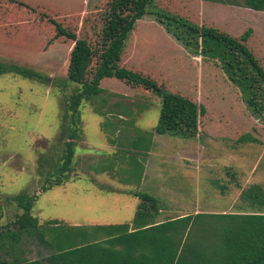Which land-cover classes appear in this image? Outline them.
<instances>
[{
    "label": "rangeland",
    "instance_id": "rangeland-1",
    "mask_svg": "<svg viewBox=\"0 0 264 264\" xmlns=\"http://www.w3.org/2000/svg\"><path fill=\"white\" fill-rule=\"evenodd\" d=\"M105 1L29 0V8L6 1L7 9L0 5V17L13 15L10 25L0 26V60L48 78L0 75V264L43 258L54 250L37 231L20 229L16 223L24 210L14 196L23 191L37 195L33 214L49 238L50 219L64 227H88L91 233L97 225L131 222L133 228L141 201L134 194L137 190L159 199L162 209L155 220L162 221L190 209L251 210L244 193L254 183L264 185L263 117L248 108L221 65L179 38V31L168 20L161 22L156 9L233 36L253 28L248 45L263 66L264 11H255L242 0H155L137 22L121 65L204 105L199 135L158 134L161 96L105 78L103 91L81 107L83 136L68 181L41 189L45 175L54 172L63 155L64 104L76 87L67 79L73 42L55 39L50 19L83 30L82 23L97 15Z\"/></svg>",
    "mask_w": 264,
    "mask_h": 264
},
{
    "label": "trees",
    "instance_id": "trees-1",
    "mask_svg": "<svg viewBox=\"0 0 264 264\" xmlns=\"http://www.w3.org/2000/svg\"><path fill=\"white\" fill-rule=\"evenodd\" d=\"M6 1L31 7L29 0H0L5 9ZM154 1L106 0L98 8L97 15L82 23L81 27L85 25L83 30H73L57 19H50L55 26L54 38L64 37L73 42L67 62V79L76 87L64 104L60 135L64 143L63 155L54 172L45 175L42 190L68 181L83 136L81 107L85 100L103 91L101 83L105 78L141 86L161 96V114L155 126L158 134L174 133L191 138L199 135L200 118L206 112L204 105L168 89L149 75L121 65L137 22L149 13ZM242 1L255 11H264V0ZM15 13L21 15L17 10ZM156 13L161 22L168 20L174 25L179 38L196 49L200 48L203 55L215 59L230 81L241 90L248 108L264 119V66L248 45L253 28H248L240 36H233L215 26L200 25L162 8L156 9ZM17 15L18 19L20 16ZM12 18L13 15L0 17V26L10 25ZM40 36V33L36 34L39 41ZM7 72L48 80L34 69L0 60V75ZM146 149L149 150L150 145ZM143 173L144 168L140 170V178ZM134 194L141 201L133 218V228H130L131 222L97 225L91 233L88 227H64L58 219H50L46 222L51 226L49 238L41 230L43 224L39 217L33 214L37 195L28 191L15 195L14 199L24 210L16 220L20 229L37 231L40 240L54 250L43 258L15 259L11 264H264L263 184L254 183L244 193L251 210L198 211L162 221L155 220L162 209L157 197L140 190Z\"/></svg>",
    "mask_w": 264,
    "mask_h": 264
},
{
    "label": "crops",
    "instance_id": "crops-1",
    "mask_svg": "<svg viewBox=\"0 0 264 264\" xmlns=\"http://www.w3.org/2000/svg\"><path fill=\"white\" fill-rule=\"evenodd\" d=\"M98 174H100V172H98ZM196 212H198V210L190 209V210H188V212H183L180 215H185V214H189V213H196Z\"/></svg>",
    "mask_w": 264,
    "mask_h": 264
}]
</instances>
